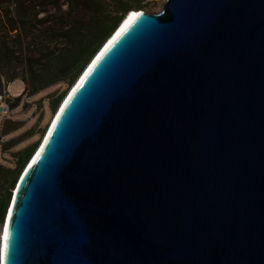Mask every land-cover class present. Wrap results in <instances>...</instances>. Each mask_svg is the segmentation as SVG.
Masks as SVG:
<instances>
[{
  "label": "water",
  "instance_id": "obj_1",
  "mask_svg": "<svg viewBox=\"0 0 264 264\" xmlns=\"http://www.w3.org/2000/svg\"><path fill=\"white\" fill-rule=\"evenodd\" d=\"M137 9L19 173L1 264H264V0Z\"/></svg>",
  "mask_w": 264,
  "mask_h": 264
},
{
  "label": "trees",
  "instance_id": "obj_2",
  "mask_svg": "<svg viewBox=\"0 0 264 264\" xmlns=\"http://www.w3.org/2000/svg\"><path fill=\"white\" fill-rule=\"evenodd\" d=\"M141 7V0H0V93L14 79L27 95L61 82L66 87L52 100L54 110L121 18ZM35 147L21 149L13 168L0 164V223Z\"/></svg>",
  "mask_w": 264,
  "mask_h": 264
},
{
  "label": "rangeland",
  "instance_id": "obj_3",
  "mask_svg": "<svg viewBox=\"0 0 264 264\" xmlns=\"http://www.w3.org/2000/svg\"><path fill=\"white\" fill-rule=\"evenodd\" d=\"M163 2L164 0H141V8L155 12ZM23 87L20 79H14L3 89L11 111L8 116L0 115V164L11 168L16 165L21 149L31 144L37 146L60 103L53 110L51 102L66 86L56 82L33 95H27L22 91ZM14 124L17 125L16 128L7 133L2 132L4 126ZM2 189L0 184V191Z\"/></svg>",
  "mask_w": 264,
  "mask_h": 264
},
{
  "label": "bare ground",
  "instance_id": "obj_4",
  "mask_svg": "<svg viewBox=\"0 0 264 264\" xmlns=\"http://www.w3.org/2000/svg\"><path fill=\"white\" fill-rule=\"evenodd\" d=\"M137 11H139V9H130L127 13H126V15H124V17H123V19L120 21V23L117 25V27L114 29V31L113 32H115L114 34H113V36L110 38V40L107 42V44L108 43H110L111 41H112V39L114 38V37H116L122 30H123V28L126 26V24L128 23V22H130V20H132L133 19V17L137 14ZM128 14V15H127ZM111 35H112V33H111ZM110 35V36H111ZM109 36V37H110ZM60 104V103H59ZM58 108V107H57ZM57 110V109H56ZM56 112V111H55ZM55 114V113H54ZM54 116V115H53ZM53 116L51 117V120H52V118H53ZM51 120L49 121V124H50V122H51ZM49 124H48V126H49ZM48 126H47V128H48ZM47 128H46V130H47ZM46 130H45V132H46ZM45 132H44V134H45ZM43 134V135H44ZM43 137V136H42ZM41 140H42V138H41ZM41 140L39 141V143L41 142ZM38 143V144H39ZM3 223H4V220H3V222H2V225H3ZM5 231H6V229H5V224H4V227H3V234H2V237H1V233H2V230L0 231V252H3V248H4V239H5Z\"/></svg>",
  "mask_w": 264,
  "mask_h": 264
},
{
  "label": "built area",
  "instance_id": "obj_5",
  "mask_svg": "<svg viewBox=\"0 0 264 264\" xmlns=\"http://www.w3.org/2000/svg\"><path fill=\"white\" fill-rule=\"evenodd\" d=\"M11 111V108L9 106L8 101L6 100L4 93H0V115L1 116H8ZM3 227L4 223H0V231L2 230L1 237L3 234ZM1 259H2V252H0V264H1Z\"/></svg>",
  "mask_w": 264,
  "mask_h": 264
},
{
  "label": "clouds",
  "instance_id": "obj_6",
  "mask_svg": "<svg viewBox=\"0 0 264 264\" xmlns=\"http://www.w3.org/2000/svg\"><path fill=\"white\" fill-rule=\"evenodd\" d=\"M128 15V14H127Z\"/></svg>",
  "mask_w": 264,
  "mask_h": 264
}]
</instances>
